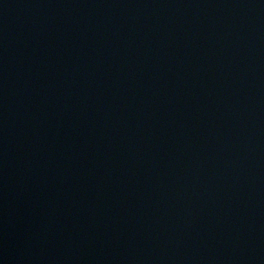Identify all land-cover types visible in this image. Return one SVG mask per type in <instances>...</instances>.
<instances>
[{"label": "water", "instance_id": "95a60500", "mask_svg": "<svg viewBox=\"0 0 264 264\" xmlns=\"http://www.w3.org/2000/svg\"><path fill=\"white\" fill-rule=\"evenodd\" d=\"M0 264H264V0H0Z\"/></svg>", "mask_w": 264, "mask_h": 264}]
</instances>
